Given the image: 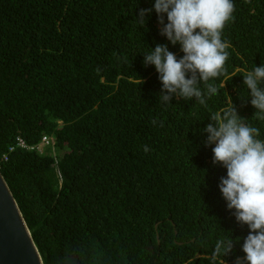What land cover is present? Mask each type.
Listing matches in <instances>:
<instances>
[{
    "label": "trees",
    "instance_id": "1",
    "mask_svg": "<svg viewBox=\"0 0 264 264\" xmlns=\"http://www.w3.org/2000/svg\"><path fill=\"white\" fill-rule=\"evenodd\" d=\"M233 3L222 30L226 71L210 79L219 92L201 105L160 100L159 74L143 63L157 44L183 56L154 10L138 22L154 0H0V172L44 264L244 256L249 229L227 209V170L212 163L204 132L234 105L264 140L242 76L264 64V0ZM43 136L54 143L40 151ZM220 239L234 240L227 256L213 254Z\"/></svg>",
    "mask_w": 264,
    "mask_h": 264
},
{
    "label": "clouds",
    "instance_id": "2",
    "mask_svg": "<svg viewBox=\"0 0 264 264\" xmlns=\"http://www.w3.org/2000/svg\"><path fill=\"white\" fill-rule=\"evenodd\" d=\"M153 10L162 26L160 34L172 45L179 44L183 52L178 58L167 44H157L144 55L145 67L153 65L159 74L160 100L195 99L205 105L206 95L211 98L219 92L210 79L226 71L230 45L222 40V30L226 22L234 20L233 0H154L153 8L140 9L138 22L144 26L145 17ZM242 76L256 109L254 117L264 120V64ZM210 120L204 128L208 134L205 143L214 145L212 163L227 170L226 177L220 178L219 190L227 209L234 210L236 221L249 229L242 244L244 256L237 257L236 264H264V140L258 138L260 130L246 123L234 105L212 114ZM144 150L148 151L147 146ZM234 244L233 239H220L213 254L227 256Z\"/></svg>",
    "mask_w": 264,
    "mask_h": 264
},
{
    "label": "water",
    "instance_id": "3",
    "mask_svg": "<svg viewBox=\"0 0 264 264\" xmlns=\"http://www.w3.org/2000/svg\"><path fill=\"white\" fill-rule=\"evenodd\" d=\"M0 264H44L24 217L1 172Z\"/></svg>",
    "mask_w": 264,
    "mask_h": 264
},
{
    "label": "built area",
    "instance_id": "4",
    "mask_svg": "<svg viewBox=\"0 0 264 264\" xmlns=\"http://www.w3.org/2000/svg\"><path fill=\"white\" fill-rule=\"evenodd\" d=\"M53 143H54V141H53L52 138H49V137H47V136H43L42 139H41L40 144H39L38 147H37V149L41 151V150L44 149V147H45L46 145L53 144ZM17 146H19V147H24V148H33L32 146L27 145V144L24 142V140L21 139V138H19V137L17 138ZM13 149H14L13 146L9 147V150H13Z\"/></svg>",
    "mask_w": 264,
    "mask_h": 264
}]
</instances>
